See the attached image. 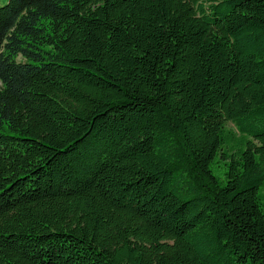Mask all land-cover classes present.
<instances>
[{
    "label": "trees",
    "instance_id": "trees-1",
    "mask_svg": "<svg viewBox=\"0 0 264 264\" xmlns=\"http://www.w3.org/2000/svg\"><path fill=\"white\" fill-rule=\"evenodd\" d=\"M0 264H264V0L0 6Z\"/></svg>",
    "mask_w": 264,
    "mask_h": 264
},
{
    "label": "rangeland",
    "instance_id": "rangeland-1",
    "mask_svg": "<svg viewBox=\"0 0 264 264\" xmlns=\"http://www.w3.org/2000/svg\"><path fill=\"white\" fill-rule=\"evenodd\" d=\"M9 0H0V6H4L8 3ZM217 174H218V170H216Z\"/></svg>",
    "mask_w": 264,
    "mask_h": 264
}]
</instances>
